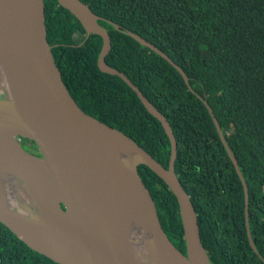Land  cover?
Here are the masks:
<instances>
[{
    "label": "trees",
    "instance_id": "1",
    "mask_svg": "<svg viewBox=\"0 0 264 264\" xmlns=\"http://www.w3.org/2000/svg\"><path fill=\"white\" fill-rule=\"evenodd\" d=\"M80 1L152 44L183 71L192 91L161 56L99 22L111 41L105 64L125 74L170 125L177 147L174 171L195 209L211 263L264 264L247 239L241 180L203 103L247 185L250 236L264 258V0ZM58 4L45 0V28L70 95L82 111L166 167L170 145L160 123L119 77L98 71L101 39L92 35L76 44L71 35L84 30ZM137 170L163 230L185 252L175 196L149 167L139 164ZM0 264L58 263L30 249L0 221Z\"/></svg>",
    "mask_w": 264,
    "mask_h": 264
},
{
    "label": "water",
    "instance_id": "2",
    "mask_svg": "<svg viewBox=\"0 0 264 264\" xmlns=\"http://www.w3.org/2000/svg\"><path fill=\"white\" fill-rule=\"evenodd\" d=\"M57 1L86 38L100 37L98 71L119 77L160 123L169 140L168 163L164 167L77 105L47 41L45 0H0V221L30 249L58 264H212L200 241L195 209L174 171L177 147L170 125L125 74L105 64L111 41L99 22L161 56L192 91L187 77L166 54L95 15L80 0ZM203 103L243 186L249 245L264 260L250 236L247 185L211 108ZM139 164L175 196L185 252L163 230Z\"/></svg>",
    "mask_w": 264,
    "mask_h": 264
},
{
    "label": "flooded vegetation",
    "instance_id": "3",
    "mask_svg": "<svg viewBox=\"0 0 264 264\" xmlns=\"http://www.w3.org/2000/svg\"><path fill=\"white\" fill-rule=\"evenodd\" d=\"M102 27H104L102 24H100ZM109 35V33H108ZM72 40L76 43V44H82L84 43V41H86L88 38H91L92 35L88 36L86 38L85 36V33L82 34V33H73L72 35ZM98 37V36H97ZM86 38V39H85ZM100 38V37H99ZM94 39V38H93ZM53 46H56V45H53Z\"/></svg>",
    "mask_w": 264,
    "mask_h": 264
},
{
    "label": "bare ground",
    "instance_id": "4",
    "mask_svg": "<svg viewBox=\"0 0 264 264\" xmlns=\"http://www.w3.org/2000/svg\"><path fill=\"white\" fill-rule=\"evenodd\" d=\"M126 156L128 157V158H132L133 157V153L131 152V151H126Z\"/></svg>",
    "mask_w": 264,
    "mask_h": 264
},
{
    "label": "clouds",
    "instance_id": "5",
    "mask_svg": "<svg viewBox=\"0 0 264 264\" xmlns=\"http://www.w3.org/2000/svg\"><path fill=\"white\" fill-rule=\"evenodd\" d=\"M108 34V33H107Z\"/></svg>",
    "mask_w": 264,
    "mask_h": 264
}]
</instances>
